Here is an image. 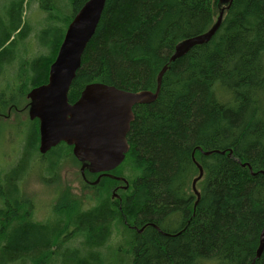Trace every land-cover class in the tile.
Returning a JSON list of instances; mask_svg holds the SVG:
<instances>
[{
  "label": "trees",
  "instance_id": "16d2710c",
  "mask_svg": "<svg viewBox=\"0 0 264 264\" xmlns=\"http://www.w3.org/2000/svg\"><path fill=\"white\" fill-rule=\"evenodd\" d=\"M86 1L70 0L71 18L58 35L45 30L49 51L31 62L26 95L48 79L67 25ZM24 2L11 0V21H0V47L13 39L0 50V63L16 57L14 33ZM53 4L41 0L39 7L46 11ZM223 7L219 0H107L69 100L92 82L155 90L176 44L208 30ZM7 102L0 96V110ZM134 112L130 150L112 171L128 180V188L119 191L120 199L106 197L86 211L76 225L99 228L103 235L107 230L100 227L120 221L131 235L126 264H264V251L257 258L264 228V0H232L211 41L171 63L157 99L136 105ZM199 147L219 151L205 154ZM197 162L204 176L195 206ZM17 170L11 177L0 169V264L28 257L36 262L48 253L46 240L61 243L55 227L21 212L24 199L13 201L21 198L12 195V178L23 175Z\"/></svg>",
  "mask_w": 264,
  "mask_h": 264
},
{
  "label": "rangeland",
  "instance_id": "374dc122",
  "mask_svg": "<svg viewBox=\"0 0 264 264\" xmlns=\"http://www.w3.org/2000/svg\"><path fill=\"white\" fill-rule=\"evenodd\" d=\"M10 2L0 0L2 23L11 21L7 13ZM40 2L25 0L18 13L20 27L14 33L15 37L19 35L14 43L16 57L8 63H0V96L9 100L0 110V169L7 170L11 177L17 169L23 174L12 178L18 184L15 183L16 191H12V195L21 196L13 201L17 205L24 199L21 212L28 213L42 226L55 227L61 243L50 245V240H46L44 248L49 249L45 258L35 262L28 257L15 264H126L128 251L131 254V235L120 221L113 219L110 228L100 227V230H107L103 235L97 232L99 228L86 231L76 225L77 220L87 214L86 211L94 210L106 197L113 200V183L101 180L93 187L92 183L98 177L88 175L87 171L83 176L81 162L74 157L71 146L65 143L53 147L46 154L39 150L40 121L32 122L35 119L29 115V102L24 93L29 85L26 78L32 72L34 58L45 50L46 53L49 51L44 39L45 30L58 35L72 15L70 0H54L53 7L46 11L39 7ZM10 41L4 43L0 50L8 47ZM130 220L133 221L134 217ZM18 224L5 228V233L13 232ZM68 256L69 261H65Z\"/></svg>",
  "mask_w": 264,
  "mask_h": 264
},
{
  "label": "water",
  "instance_id": "95a60500",
  "mask_svg": "<svg viewBox=\"0 0 264 264\" xmlns=\"http://www.w3.org/2000/svg\"><path fill=\"white\" fill-rule=\"evenodd\" d=\"M106 1L87 0L83 4L68 24L57 56L50 65L48 80L27 93L30 118L40 121V153L46 154L62 142L72 146L73 154L82 162L83 176L85 169L94 174L100 173L92 184H97L103 175L126 182V178L111 172L125 160L130 150L127 134L135 119L134 107L157 99L170 64L193 47L210 42L232 3V0H219L224 7L212 26L176 44L168 63L158 74L155 90H125L116 85L92 82L85 85L76 101L71 102L68 94L81 67L85 49L100 22ZM199 149L203 151L201 147ZM213 151L203 152L210 154ZM196 164L199 174L192 180V189L197 196L195 206L201 197L197 183L204 176L203 167L199 162ZM137 230L142 232L144 227ZM263 251L264 228L257 258L261 257Z\"/></svg>",
  "mask_w": 264,
  "mask_h": 264
},
{
  "label": "flooded vegetation",
  "instance_id": "af4514ba",
  "mask_svg": "<svg viewBox=\"0 0 264 264\" xmlns=\"http://www.w3.org/2000/svg\"><path fill=\"white\" fill-rule=\"evenodd\" d=\"M6 116V115H5ZM114 175H116L115 173H113ZM99 175V174H98ZM110 178H112V177H110ZM112 179H114V180H116V182H118V183H113V185H114V187H113V191H114V195L118 198V199H120L119 198V196H120V194H119V191L120 190H125V189H127L128 188V186L129 185H127V184H125L126 182H124V181H122V180H117L116 178H112ZM86 180V179H85ZM87 181V180H86ZM116 184V185H115ZM123 184H125V185H123ZM118 194H119V196H118Z\"/></svg>",
  "mask_w": 264,
  "mask_h": 264
},
{
  "label": "bare ground",
  "instance_id": "6f19581e",
  "mask_svg": "<svg viewBox=\"0 0 264 264\" xmlns=\"http://www.w3.org/2000/svg\"><path fill=\"white\" fill-rule=\"evenodd\" d=\"M222 9V8H221ZM60 47V46H59ZM59 50V49H58ZM58 53V52H57ZM57 56V55H56ZM40 137V136H39Z\"/></svg>",
  "mask_w": 264,
  "mask_h": 264
}]
</instances>
